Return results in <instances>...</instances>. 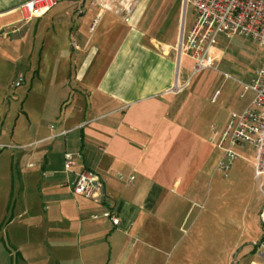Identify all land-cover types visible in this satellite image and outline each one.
<instances>
[{
	"label": "crops",
	"instance_id": "obj_1",
	"mask_svg": "<svg viewBox=\"0 0 264 264\" xmlns=\"http://www.w3.org/2000/svg\"><path fill=\"white\" fill-rule=\"evenodd\" d=\"M26 1L0 0V49L26 48L32 80L55 78L46 81L64 109L54 112L55 127L44 124L45 134L28 142L36 148L26 166L41 194L17 216L31 219L36 250L45 243L61 264H160L154 250L166 252L178 217H259L264 198L223 199L229 179L239 190V157L256 179V149L222 133L231 113L252 103L249 85L264 54L252 75L239 78L218 70L225 54L218 40L213 67L194 72V59L178 54L181 32L169 37L154 22L158 0H142L130 21L99 0H56L28 18ZM67 153L75 160L69 170ZM84 170L102 178L101 192H74ZM263 235L253 237L252 252L260 253Z\"/></svg>",
	"mask_w": 264,
	"mask_h": 264
},
{
	"label": "rangeland",
	"instance_id": "obj_2",
	"mask_svg": "<svg viewBox=\"0 0 264 264\" xmlns=\"http://www.w3.org/2000/svg\"><path fill=\"white\" fill-rule=\"evenodd\" d=\"M153 6L156 8L151 14L155 17L154 22L169 37L176 31L189 32L195 22L194 6L189 0H158ZM218 40L219 48L225 52L218 70H228L243 78L242 73L252 75L259 67L264 49L255 40L227 33L220 34ZM23 48L0 49V54L4 55L3 61L0 60V87L3 88L0 93V264H61L57 261L58 255L51 254L45 243L37 250L31 245V219L17 216L23 203L35 206L41 194L35 175L30 173L29 165L26 166L29 150L36 148L28 142L45 134L41 132L44 124L52 123L55 127L63 101L54 85L48 87L47 81L51 79L54 84L55 78L32 80L30 56ZM20 77H23L21 85L15 86ZM43 98H46L44 109L40 105ZM54 112L57 115H53ZM49 145L41 144L39 151L45 153V149H50ZM231 180L227 181L228 187L223 195L228 202L239 196L241 204L244 194L253 200L264 198V175L254 179L243 158L239 157V190ZM213 197L211 194V199ZM178 219L170 246L164 248L166 252L154 250L157 257L160 256V264H249L253 259L264 264V255L252 252L251 248L254 246L253 237L264 234L261 217ZM40 240L44 242L43 238Z\"/></svg>",
	"mask_w": 264,
	"mask_h": 264
},
{
	"label": "built area",
	"instance_id": "obj_3",
	"mask_svg": "<svg viewBox=\"0 0 264 264\" xmlns=\"http://www.w3.org/2000/svg\"><path fill=\"white\" fill-rule=\"evenodd\" d=\"M195 11V22L189 32H181L177 45L179 56L189 55L195 61L194 72L212 68L211 58L219 54L217 48L218 35L221 32L240 34L256 40L264 48V0H191ZM142 0H99L103 9L113 11L125 21H130L136 7ZM56 4V0H28L22 4L27 11V17L42 15ZM95 24V23H94ZM94 28V25L91 27ZM73 45L77 47L75 41ZM23 77L18 78L15 86L21 84ZM255 92L252 103L242 112H232L222 138H228L232 144L249 143L255 146L256 159L254 163L255 176L264 175V63L257 69L251 85ZM181 86L173 89L180 90ZM228 155L234 153L228 149ZM75 165L70 153L66 154L64 168L69 170ZM226 168V164H221ZM74 192L91 196L94 191L103 190L102 178L91 170L78 174L74 183ZM259 217L264 226V205ZM118 223V218L113 217ZM259 249L264 250V236L258 243ZM263 255L264 252L260 251Z\"/></svg>",
	"mask_w": 264,
	"mask_h": 264
}]
</instances>
